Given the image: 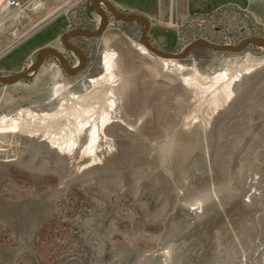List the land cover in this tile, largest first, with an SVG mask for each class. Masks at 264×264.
Returning <instances> with one entry per match:
<instances>
[{
    "label": "rangeland",
    "instance_id": "1",
    "mask_svg": "<svg viewBox=\"0 0 264 264\" xmlns=\"http://www.w3.org/2000/svg\"><path fill=\"white\" fill-rule=\"evenodd\" d=\"M7 1L0 0L1 36L19 37L59 16L67 29L103 23L91 0ZM119 2L129 8L136 0ZM158 3L161 20L178 32L168 53L200 38L216 45L264 39V0L228 1L206 15H187L186 0ZM115 7L148 20L154 12ZM109 15L100 36L76 38L89 57L82 70L71 74L49 54L58 78L29 73L14 91L0 87V264H264V44L239 52L201 46L166 63L142 44L143 21ZM164 34L175 41V33ZM145 38L154 45L148 32ZM54 44L76 68L82 57L62 38ZM111 50L121 77L118 114L101 137L99 159L80 160L50 133L61 141L73 132V115L63 113L78 103L99 114L94 106L109 86L91 80L104 76ZM219 72L237 77L231 98L215 106V94L192 82L208 87ZM44 114L58 118L41 122Z\"/></svg>",
    "mask_w": 264,
    "mask_h": 264
},
{
    "label": "crops",
    "instance_id": "2",
    "mask_svg": "<svg viewBox=\"0 0 264 264\" xmlns=\"http://www.w3.org/2000/svg\"><path fill=\"white\" fill-rule=\"evenodd\" d=\"M108 1H110L114 6H117L120 9L129 10L131 12H141L146 16H151L148 12H151V10L154 8L153 16L149 17L150 27L148 30V38L150 42H152L154 45L165 52L173 51L175 49L176 41L178 39V32L175 31V28H173L175 24L173 25L171 22V28H169L161 20L163 11L160 8L158 0H154L151 5H148L145 2L139 5L137 4L139 1L136 0L135 5H131V7L129 8L123 7L120 4L119 0ZM228 1L232 0H194L193 4L189 2V0H186V13L187 15L211 14L212 12L224 6ZM171 20L174 21L173 18ZM26 21L27 19L24 20V25ZM31 22L32 20L31 18H29L28 25L26 26H31ZM177 24L178 23H176V25ZM67 27L68 21H66L63 16H59L44 20L43 24H41L37 28H35L33 25L34 29L29 28L26 33L22 34L19 37L0 35V75L5 76L19 74V71L24 70L30 65V63H32V61H34V58L36 57L38 52H40V50H42L43 48L55 47L54 49L56 50H62L59 47H56L54 42L62 37V35L64 34L63 31L66 30ZM165 32L175 33V41H172L169 36L164 34ZM13 38H15V40ZM76 41L80 42L81 44L85 43L83 42L85 40L82 39ZM60 70L61 68H55V66H51L49 62H45L39 67L36 72H34L33 75H35L34 78L36 77V80L39 79L42 75L46 77L52 75L53 79V77L58 78V76L60 75L58 74V72L60 73ZM21 80L5 85L0 84V87L1 89L6 88L14 91L15 89H18L19 86H21Z\"/></svg>",
    "mask_w": 264,
    "mask_h": 264
},
{
    "label": "bare ground",
    "instance_id": "3",
    "mask_svg": "<svg viewBox=\"0 0 264 264\" xmlns=\"http://www.w3.org/2000/svg\"><path fill=\"white\" fill-rule=\"evenodd\" d=\"M127 17V16H125ZM99 28V27H98ZM257 43V42H256ZM258 44H260L258 42ZM139 49L142 53H147V50L144 46L139 45ZM118 55L115 50H111L105 53L103 56L102 65L104 67L105 73L104 76L99 77L98 79H92V83H98L97 81L103 80L106 78L107 85L109 88L106 92L105 101L103 104H95L94 108H99V114L95 115L94 113L88 114V110L85 107H82L78 103L75 107L72 106L68 109V112L64 110L65 115H73L72 118L75 119V129L73 132L63 133V138L56 137L55 134L50 133V140L53 144H57L58 148L61 150H66L68 153H73L78 151L79 159H84L85 157H91V161L97 160V151H99V142L101 137L105 138L106 128L114 122L118 114L117 101L118 96L115 94V88L121 83V77L118 74L117 66ZM164 62H172L174 59H163ZM181 68L182 66L179 65ZM226 72H219L215 74L211 79V84L208 87H200V85L193 81V86L196 88H202V91H209L215 94V98L211 103L217 106L220 100L227 101L231 98L233 94V85L235 78L237 77H227ZM220 96L216 99L217 96ZM81 100V101H80ZM77 101L84 102L85 99L81 98ZM58 114V113H57ZM47 116V114L42 115L41 122L46 121V118L50 117L54 121L57 120L58 115ZM3 122L6 120L4 116L0 118ZM3 127L0 128V132H4ZM66 139V142H63ZM83 144H86L85 147H82ZM99 159V158H98ZM91 163V162H89ZM88 163V164H89ZM97 164V163H96Z\"/></svg>",
    "mask_w": 264,
    "mask_h": 264
},
{
    "label": "water",
    "instance_id": "4",
    "mask_svg": "<svg viewBox=\"0 0 264 264\" xmlns=\"http://www.w3.org/2000/svg\"><path fill=\"white\" fill-rule=\"evenodd\" d=\"M95 9L101 14L103 23L102 25L97 28L96 30H86V29H75L72 31L65 32L62 35V42L65 46H67L71 51H73L75 54L78 56L82 57L80 63L76 68H73L68 60L65 58L64 54L60 53L58 50L53 49L51 47L43 48L40 50V53L35 59V62L31 64L25 71L20 72L19 74L16 75H0V84H10V83H15L25 77L28 76L29 73H34L36 72L39 67L45 62L46 57L49 54H54L58 60L60 61L61 65L71 74H74L78 72L79 70H82L84 65H85V60H86V55L82 52L80 48L77 46L73 45L71 42H69L70 39L74 38H79L80 36H100L105 29L109 25L108 18L103 10V8L100 6V3H102L108 11L118 20L124 21V22H131V21H143L145 24L144 30L141 32V42L142 44L152 53L155 55L165 58V59H183L187 57L195 48L201 47V46H206L214 51H219V52H239L245 49L249 44L255 43L256 41H260L264 44V39L259 38V37H251L244 41L243 43L239 45H216L213 44L205 39H197L194 42L190 43L183 51L179 53H168L164 52L160 49H158L156 46L149 44L146 42V33L149 30L150 27V21L144 17L143 15L139 14H134L129 17L123 16L117 9L116 7L108 0H91ZM68 40V41H67Z\"/></svg>",
    "mask_w": 264,
    "mask_h": 264
},
{
    "label": "flooded vegetation",
    "instance_id": "5",
    "mask_svg": "<svg viewBox=\"0 0 264 264\" xmlns=\"http://www.w3.org/2000/svg\"><path fill=\"white\" fill-rule=\"evenodd\" d=\"M102 8H103V10H104V12H105V14H106V16H107V18H108V21H109V18H110V15L109 14H111L110 13V11H108V9L105 7V6H102V5H100ZM75 29H86V30H95L96 29V27H95V29H88V28H85L83 25H81L80 27H69V29H66V30H64L63 32L65 33V32H68V31H72V30H75ZM80 38V37H79ZM81 38H82V36H81ZM70 40H72V41H70L73 45H75V46H77L78 48H80L81 50H82V52L86 55V62H87V60H88V54L85 52V51H83L84 49H83V47H82V45H80L79 44V42L78 41H76V38H74V39H70ZM73 55V54H72ZM64 56H65V58L68 60V62H69V58L71 59V56H68V53L67 52H65V54H64ZM73 57V56H72ZM75 58V57H74ZM36 59V58H35ZM35 62V61H34ZM34 62H32L31 64H33ZM85 62V63H86Z\"/></svg>",
    "mask_w": 264,
    "mask_h": 264
},
{
    "label": "built area",
    "instance_id": "6",
    "mask_svg": "<svg viewBox=\"0 0 264 264\" xmlns=\"http://www.w3.org/2000/svg\"><path fill=\"white\" fill-rule=\"evenodd\" d=\"M6 3L9 7H19V0H8Z\"/></svg>",
    "mask_w": 264,
    "mask_h": 264
}]
</instances>
